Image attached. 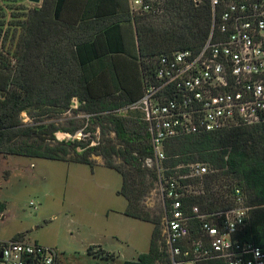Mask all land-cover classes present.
Returning a JSON list of instances; mask_svg holds the SVG:
<instances>
[{"label": "trees", "instance_id": "16d2710c", "mask_svg": "<svg viewBox=\"0 0 264 264\" xmlns=\"http://www.w3.org/2000/svg\"><path fill=\"white\" fill-rule=\"evenodd\" d=\"M24 1L0 0V158L92 166L91 156H101L123 178L125 214L144 221L141 201L154 183L188 176L191 165L205 164L210 172L192 183L200 194L186 203L210 212L225 209L232 205V190L241 188L251 210L238 238L264 246V123L167 141L166 159L149 168L154 151L145 117L141 112L131 119L122 112L145 96L162 56L204 46L211 8L181 0L160 14L134 17L127 0H42L29 9ZM74 107L100 127L99 138L81 125L50 122ZM22 114L33 122L24 123ZM59 132L84 136L61 141ZM158 261L169 263L153 240L148 253L125 264Z\"/></svg>", "mask_w": 264, "mask_h": 264}, {"label": "built area", "instance_id": "2783aa9c", "mask_svg": "<svg viewBox=\"0 0 264 264\" xmlns=\"http://www.w3.org/2000/svg\"><path fill=\"white\" fill-rule=\"evenodd\" d=\"M177 1L127 0L134 17L160 14ZM188 1L211 8L210 35L198 52L162 56L155 82L135 104L143 109L151 135L154 158L146 161L149 168L166 159L167 141L264 123V0ZM209 172V166L196 163L188 176L160 179L169 264H264V246L238 238L251 210L241 188L232 190V205L225 209L210 212L186 203L200 194L192 183L202 182ZM0 264L62 263L54 249L14 239L0 241Z\"/></svg>", "mask_w": 264, "mask_h": 264}, {"label": "rangeland", "instance_id": "374dc122", "mask_svg": "<svg viewBox=\"0 0 264 264\" xmlns=\"http://www.w3.org/2000/svg\"><path fill=\"white\" fill-rule=\"evenodd\" d=\"M22 5L28 9L35 6L28 0ZM76 110L74 107V111L56 116L50 122L68 128L81 125L99 138L100 127ZM122 112L131 119L141 112L144 115L143 109L135 105ZM22 118L26 124L33 122L27 114ZM57 135L62 140L65 133ZM108 136L116 137L114 132ZM90 159L92 166L19 155L1 156L0 241L17 239L52 248L62 264L137 261L149 252L153 240L163 252L164 207L157 190L159 183H154L141 201L148 221L131 218L125 214L128 202L120 195L122 176L106 167L103 157L93 155Z\"/></svg>", "mask_w": 264, "mask_h": 264}, {"label": "water", "instance_id": "95a60500", "mask_svg": "<svg viewBox=\"0 0 264 264\" xmlns=\"http://www.w3.org/2000/svg\"><path fill=\"white\" fill-rule=\"evenodd\" d=\"M28 1H29V3H31L33 5H39L42 2V0H28Z\"/></svg>", "mask_w": 264, "mask_h": 264}, {"label": "clouds", "instance_id": "9594fccd", "mask_svg": "<svg viewBox=\"0 0 264 264\" xmlns=\"http://www.w3.org/2000/svg\"><path fill=\"white\" fill-rule=\"evenodd\" d=\"M137 3H139V0H137ZM23 115V114H22Z\"/></svg>", "mask_w": 264, "mask_h": 264}]
</instances>
